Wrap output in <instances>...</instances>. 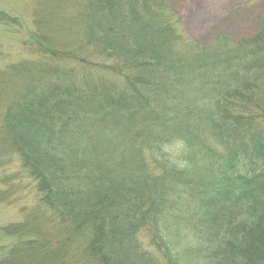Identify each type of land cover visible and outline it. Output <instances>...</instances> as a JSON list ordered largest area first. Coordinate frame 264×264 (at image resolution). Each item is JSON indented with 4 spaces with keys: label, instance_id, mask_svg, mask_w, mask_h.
<instances>
[{
    "label": "trees",
    "instance_id": "trees-1",
    "mask_svg": "<svg viewBox=\"0 0 264 264\" xmlns=\"http://www.w3.org/2000/svg\"><path fill=\"white\" fill-rule=\"evenodd\" d=\"M172 1L40 0L36 58L0 71L37 193L0 264H264V11L200 44Z\"/></svg>",
    "mask_w": 264,
    "mask_h": 264
},
{
    "label": "rangeland",
    "instance_id": "rangeland-1",
    "mask_svg": "<svg viewBox=\"0 0 264 264\" xmlns=\"http://www.w3.org/2000/svg\"><path fill=\"white\" fill-rule=\"evenodd\" d=\"M39 6L40 0H0V71L36 58L24 42L35 31L33 15ZM171 6L182 17L184 36L189 41L208 44L218 34L251 36L257 15L264 11V0H173ZM57 23L59 19L55 17L54 24ZM57 39L67 43L62 37ZM71 44L74 54L62 61L77 65L73 57L85 58L89 48L74 40ZM36 199L34 183L20 167L18 155L0 138V258L16 241L4 232V227L23 222ZM138 239L143 248L157 253L147 232L140 231Z\"/></svg>",
    "mask_w": 264,
    "mask_h": 264
}]
</instances>
